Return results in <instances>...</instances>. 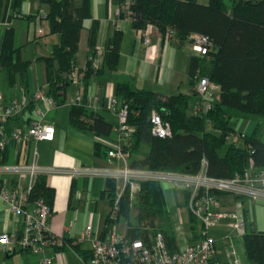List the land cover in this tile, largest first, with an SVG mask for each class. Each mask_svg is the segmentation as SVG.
Wrapping results in <instances>:
<instances>
[{"label":"trees","instance_id":"trees-1","mask_svg":"<svg viewBox=\"0 0 264 264\" xmlns=\"http://www.w3.org/2000/svg\"><path fill=\"white\" fill-rule=\"evenodd\" d=\"M38 1L45 5L42 17L47 21L48 32L58 36L49 54L36 58L43 64L46 94L54 106L64 102L66 86L72 82L69 75L74 69L79 33L84 28V20L89 19L85 27V61L82 67L76 68L82 74L79 80L82 98L80 102L70 104L67 123L70 128L93 136L107 134L111 123L102 113L88 107L85 89L92 77L116 70L120 29L112 23L104 45L100 47V65L94 69L92 59L97 48L98 21L92 17L91 0ZM123 1L120 0V4ZM8 2L10 10L7 18L29 20L35 17L36 14L20 12L21 0H5L4 4ZM127 10V15L120 11L118 18L128 17L135 30L150 25L161 37L166 30H170L168 40L177 46L193 34L206 36L209 40L206 53L194 55L189 60V94H161L136 87L127 79L115 83L114 96L119 105L125 106V124L129 128L127 144L122 146L127 154L128 166L195 173L204 159L206 174L222 178L242 172L248 158L252 159L255 167L263 168L264 141L255 136V131L243 136L241 147L228 143L223 153L220 154L219 150L226 141L225 136L235 132L228 125L227 109L264 116V0H208L205 4L195 0H128ZM28 63L21 58L20 48L13 46L12 28L5 26L0 42V88L19 87L24 91ZM198 75L216 84L219 92L217 100L211 101L206 112L192 115L188 113L187 105L191 96H197L193 87ZM31 108L29 104L27 111L30 113ZM152 111L168 124L169 136L159 138L150 133L149 116ZM11 120L6 122V130L10 128ZM206 125L217 133L205 130ZM109 148L93 143L96 155L103 153L107 156ZM24 155H27L26 152ZM10 160L11 150L6 146L0 150V162ZM105 186L103 192L111 204L115 181L106 178ZM29 197H42L51 206L53 190L45 184L44 176L36 177ZM246 211L244 206V213ZM119 217L124 220L128 237L144 238L147 232L159 230L167 248H176L175 232L160 183L138 181L132 197L129 188H125L119 200ZM187 222L190 238L194 240L197 237V220L188 214ZM109 223L106 218L102 235ZM62 240L59 248L68 245L80 255L82 262L88 258L89 251L70 245L69 240ZM241 244L244 255L241 264H264V230L253 231L245 227Z\"/></svg>","mask_w":264,"mask_h":264},{"label":"built area","instance_id":"built-area-1","mask_svg":"<svg viewBox=\"0 0 264 264\" xmlns=\"http://www.w3.org/2000/svg\"><path fill=\"white\" fill-rule=\"evenodd\" d=\"M127 5L128 0H124L115 10V16H118L120 11L127 15ZM1 24L5 23L0 22ZM170 35L171 31L166 30L163 38L168 39ZM189 37L192 39L191 47L194 53L198 56L205 54L209 47L208 38L199 34ZM147 41L148 38L144 35L141 42L145 44ZM100 59L101 48L97 47L92 59L94 69L99 67ZM81 76V72H77L76 68L69 75L74 83H79ZM195 91L197 96L190 114L200 115L210 108V97L219 92V88L206 77L198 75ZM81 98V92H78L69 102L76 104ZM29 104L32 105L31 113L37 116V119L22 129L14 127L6 130V122L18 116ZM106 104V108L117 118V141L115 145L110 146L107 157L120 162L121 165L103 169L40 166L36 164L34 149L26 161L0 162V201L19 224V227L14 226L8 231L0 229V250L6 254L25 250L38 255V264H52L51 257L44 253L45 247L57 239L48 227L51 208L42 197H29L36 177L49 174H99L115 181L114 197L106 216L111 223L117 218L119 200L125 188H129L132 197L138 181L160 184L165 182L179 186L184 191L186 211L197 220V237L192 240L189 232L187 241L180 243L183 230L176 224V248L169 250L159 230L147 232L144 238H130L125 232L108 228L103 235L92 238L89 256L82 264H241L231 243V237L241 236L248 222L241 198L264 203V167H255L252 159L248 158L242 172H235L226 178L207 175L204 159L195 173L129 167L127 154L122 150V146L127 144L129 132L125 124V106L119 105L113 94L107 95ZM53 106L52 99L43 87L8 100H4L0 94V150L9 142L22 144L34 140H52L54 128L50 122L43 120V116ZM149 122L153 136L163 138L170 135L168 124L162 122L154 111L150 113ZM243 136L241 132H233L226 135L225 140L237 145V142L243 140ZM220 221H226L224 227L227 234L220 238L221 245L217 246V239L209 235L208 231ZM89 231L90 226L86 225L87 234Z\"/></svg>","mask_w":264,"mask_h":264},{"label":"crops","instance_id":"crops-1","mask_svg":"<svg viewBox=\"0 0 264 264\" xmlns=\"http://www.w3.org/2000/svg\"><path fill=\"white\" fill-rule=\"evenodd\" d=\"M195 1L205 4L208 0ZM4 3L5 0H1L0 22L5 24L0 25V42L5 26L11 27L13 46H18L21 58L29 61L26 68L27 87L24 91L19 87L7 90L0 88V94L5 100H8L18 98L22 94L27 95L36 88L43 87L46 90L43 64L36 58L48 55L51 46L57 43L58 36L48 32L47 21L42 17L45 5L38 0H21L20 2V12L36 14L34 18L29 20L7 18L10 2L7 5ZM119 6L120 0H91L92 17L98 21L95 38L96 47L100 48L104 45L113 22L121 31L116 70L111 74L92 77L85 89L88 107L104 115L105 119L111 123L110 131L107 134L93 136L68 126L69 100L80 89L79 83L71 82L66 86L64 102L49 108L43 116V120L50 122L54 128L52 140H34L22 144L9 142L7 145L11 150L9 162L28 160L31 146H33L36 152V164L40 166L64 168L82 166L103 169L113 165H121L120 162L108 158L103 153L96 155L93 149L94 142L109 147L116 144L115 126L117 118L114 113L106 108V97L108 94H114L117 80H131L136 87L151 89L166 95L177 92L190 93L191 87L187 82L189 60L196 55L191 47V37L177 46L168 39L161 37L152 26L146 25L144 29L135 30L132 28L128 17L118 18L115 16V10ZM83 23L84 28L79 33L77 51L74 57V68L82 67L86 57L85 27L88 26L89 19L84 20ZM144 35L148 38L145 44L141 42ZM25 46H32L29 57L25 55ZM217 96L218 92L214 93L210 99L217 100ZM195 99L196 96H191L188 100V113ZM117 102L119 104L118 100ZM36 119L37 116L27 111L26 108L17 118L9 122V129L14 127L22 129ZM255 128L252 121L249 122L246 119L244 128L236 132L249 135L256 130ZM25 152L27 155H24ZM44 179L45 184L53 190L48 227L57 238L45 247L44 253L51 257L52 264H82L80 255L73 251L72 247L68 245H64L62 249L59 247L63 244L62 239H65L70 241V245H76L81 250L89 251L92 238L102 235L109 210V200L103 192L106 189V178L99 174H49L44 176ZM174 188L181 191L184 201V191L179 186L170 185L164 193L173 226L177 224L178 207ZM248 224L247 222L246 227ZM86 225L90 226L88 234ZM14 226L19 227V224L14 221V216L6 207L5 210L0 208V229L8 231ZM108 228H113L119 232L114 222L109 223ZM179 242L183 244L185 240L182 238ZM37 260V254L25 250H19L12 254L0 252V264H38Z\"/></svg>","mask_w":264,"mask_h":264},{"label":"rangeland","instance_id":"rangeland-1","mask_svg":"<svg viewBox=\"0 0 264 264\" xmlns=\"http://www.w3.org/2000/svg\"><path fill=\"white\" fill-rule=\"evenodd\" d=\"M17 39H18V37H17ZM15 47H18V46H15ZM31 50H32V46H25L24 47L26 57H29V55L31 54ZM210 100L212 101L213 99L211 98ZM227 116H228V118H227L228 125L233 130H235V132L240 131L239 129L242 130L244 128L245 123H246V119H248L249 122L252 121V123L256 127L255 128L256 129L255 130L256 131L255 136L259 137L262 141H264V116L254 115V114H244V113H241V112H239L233 108L227 109ZM205 130L211 131L212 133H217L216 131H213L212 129H210L208 125L205 126ZM241 133H243V132H241ZM244 135H246V134H244ZM228 143H229V141H225L222 148H220V150H219L220 154L223 153V151L225 150ZM242 145H243V140L240 141L239 143L237 142L236 146L241 147ZM33 149H34L33 146H31L30 151H32ZM170 185L168 183L161 182L163 194L167 191V189L169 188ZM174 193L177 195V205H178V207H177V222L176 223H177V225L179 224L180 228H182L183 233H184L182 238L186 242L187 238H188V234H189L188 222H187V211H186V208L184 206V201L182 200L181 191L174 188ZM241 200L243 201L244 206L247 207V211L244 213L248 217V223L249 224L247 225V230H253V231L264 230V203L263 204L259 203L261 201H258V203H257L255 201L247 200L245 198H241ZM1 204H0V208L2 210H5V205L3 203H1ZM109 207H110V204H109ZM225 223H226V221H220L217 223V225L214 228H210L208 231L209 235H211L212 237L217 239V241H218L217 246L221 245L222 239H220V238L221 237L223 238V236H225L227 234V230L224 227ZM114 225H115L116 229L119 230V232H125V224H124V220L122 218L119 217V218L115 219ZM174 226H173V229H174ZM245 227H246V225H245ZM174 232H175V230H174ZM175 236H176V234H175ZM231 243L236 250L237 257L239 258L240 261H243L244 255H243V251H242L241 236H239V235L232 236L231 237ZM1 262H2V260H1Z\"/></svg>","mask_w":264,"mask_h":264},{"label":"water","instance_id":"water-1","mask_svg":"<svg viewBox=\"0 0 264 264\" xmlns=\"http://www.w3.org/2000/svg\"><path fill=\"white\" fill-rule=\"evenodd\" d=\"M259 203L263 204V202H259Z\"/></svg>","mask_w":264,"mask_h":264}]
</instances>
